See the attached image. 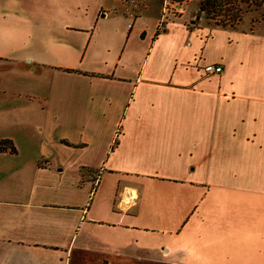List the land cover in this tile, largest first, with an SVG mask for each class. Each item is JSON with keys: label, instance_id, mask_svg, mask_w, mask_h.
<instances>
[{"label": "crops", "instance_id": "crops-1", "mask_svg": "<svg viewBox=\"0 0 264 264\" xmlns=\"http://www.w3.org/2000/svg\"><path fill=\"white\" fill-rule=\"evenodd\" d=\"M158 14L0 0V264H264V19Z\"/></svg>", "mask_w": 264, "mask_h": 264}, {"label": "rangeland", "instance_id": "rangeland-1", "mask_svg": "<svg viewBox=\"0 0 264 264\" xmlns=\"http://www.w3.org/2000/svg\"><path fill=\"white\" fill-rule=\"evenodd\" d=\"M119 3L122 12L133 11L135 15H140L141 13L158 11L159 14H165L164 21L173 20L180 15H183L184 18L179 19L178 22L182 23L184 20H188V24H191V20H194L196 26L205 25L206 23L219 24V20H222V16L215 19L206 18V14L199 10L198 0H119ZM234 7L231 10L239 8V16L241 18L239 22L236 21L233 25L235 27L249 29L253 27L254 23L264 19V3L255 4L250 1L246 3L236 0ZM103 239L108 241L107 245L116 244L120 240L116 236L108 234L103 236ZM121 241L123 245L128 246L130 252L138 251L139 255L142 256V260L139 261L146 260L151 262L154 255L161 257V250H167L168 234L156 231L127 232L122 235ZM135 245L139 247V250ZM133 260L136 259L126 258L125 261Z\"/></svg>", "mask_w": 264, "mask_h": 264}, {"label": "trees", "instance_id": "trees-1", "mask_svg": "<svg viewBox=\"0 0 264 264\" xmlns=\"http://www.w3.org/2000/svg\"><path fill=\"white\" fill-rule=\"evenodd\" d=\"M199 1V10L206 14V18L215 19L219 16H222L220 25L222 26H233L236 21L239 22L241 19L239 16V8L236 10H231L235 8L236 0H198ZM240 2H252L255 4L264 3V0H239ZM218 24V25H219ZM10 149L11 152L15 151V148L10 140H0V151L4 149Z\"/></svg>", "mask_w": 264, "mask_h": 264}, {"label": "built area", "instance_id": "built-area-1", "mask_svg": "<svg viewBox=\"0 0 264 264\" xmlns=\"http://www.w3.org/2000/svg\"><path fill=\"white\" fill-rule=\"evenodd\" d=\"M131 16H136L133 11L128 12ZM164 20V18H163ZM199 59V58H198ZM200 68L205 74H215L222 71V66L218 63H203Z\"/></svg>", "mask_w": 264, "mask_h": 264}, {"label": "water", "instance_id": "water-1", "mask_svg": "<svg viewBox=\"0 0 264 264\" xmlns=\"http://www.w3.org/2000/svg\"><path fill=\"white\" fill-rule=\"evenodd\" d=\"M200 12V11H199Z\"/></svg>", "mask_w": 264, "mask_h": 264}]
</instances>
